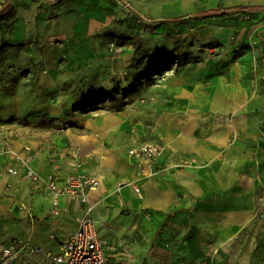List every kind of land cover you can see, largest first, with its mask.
Returning <instances> with one entry per match:
<instances>
[{"label":"crops","instance_id":"1","mask_svg":"<svg viewBox=\"0 0 264 264\" xmlns=\"http://www.w3.org/2000/svg\"><path fill=\"white\" fill-rule=\"evenodd\" d=\"M11 1L0 0V11ZM239 6L264 8V0L161 1L154 11L158 20L191 21V34L219 46L163 76V89L152 90L165 98L151 103V115L143 109L73 114L77 95L94 93L109 78L106 61L95 57L97 24L89 13L37 20L42 55L28 42L23 50L26 64L38 69L28 71V79H36L31 92L39 97L20 99L12 85L23 73L15 61L16 23L0 22V98L7 102L0 100V113L14 119L12 125L0 122V139L19 157L0 160V247L29 243L57 252L76 232L85 206L61 199L68 210L51 217L52 198L45 185L25 178L24 161L41 176L60 169L63 183L72 150L82 148L81 171L100 181L89 198L113 264H264V79L259 84L244 48L264 39V9L204 19L210 10ZM22 107L48 112L59 126L20 127L15 115ZM30 121L42 125L45 119ZM131 126L141 144L166 148L152 169L125 155ZM133 143L130 148L138 146ZM183 162L188 165L178 168ZM6 167L18 175L5 174Z\"/></svg>","mask_w":264,"mask_h":264},{"label":"rangeland","instance_id":"2","mask_svg":"<svg viewBox=\"0 0 264 264\" xmlns=\"http://www.w3.org/2000/svg\"><path fill=\"white\" fill-rule=\"evenodd\" d=\"M161 1L12 0L11 9L7 14L0 17V22L4 23L3 21L8 20L16 23L15 61L19 68L20 65H23V73L20 77H18L19 75L15 76L14 80L11 78L8 80H13V87L16 90L19 89L16 92L21 93L20 99L38 98V94L31 92L34 90L33 82L36 79H33V82L28 79V71L36 74L38 69L34 66L33 71L31 64H26V52L23 50L28 42L33 45V50L37 51L38 56L42 55L44 41L42 43L39 30L35 27L37 20L48 17L60 18L74 13L84 15L89 13L97 24L93 36L95 57L106 61L104 66L109 78L105 79L107 80L105 84L101 82V88H97L94 93L78 94L76 101L80 104H78V110L74 111L73 114L93 113L99 110L123 114L127 109L128 112L133 109V114L136 110L143 109L151 115V103L156 101L158 96L165 98V93H160L161 90L159 93H154L152 90L157 86L163 89V86L166 85L165 82H167L163 76L170 75L172 69L176 71L183 65L196 64L200 56L209 54L210 50L207 51V49L216 53L215 47L219 46L214 39L200 40L199 37L194 36V33L191 34L192 31L188 29L189 23L193 26L191 21L173 23L172 21L158 20L161 18L156 16L154 11L160 6ZM23 23H27V28L23 26ZM24 38L26 40L28 38V40L26 41ZM252 43H255V49L251 45H245L244 48H249L251 51L252 70L257 71L256 75L259 76L258 80L261 84V80L264 79V76L260 78V75H264V39H261V42L255 39L252 40ZM65 47L67 45H63L61 49L65 50ZM56 53L53 52L52 56L54 57ZM26 67L28 68L25 72ZM1 82L2 80H0ZM26 83L28 84L25 86ZM8 88L11 89V86ZM0 100L4 101L1 98ZM3 103L7 105L6 101ZM87 106L89 108H86ZM93 106L95 108L90 109ZM23 109L22 107L20 112L15 115V122L20 127L33 125V128L49 130L59 126L54 118H50L48 112L42 110L25 111ZM31 116L43 118L45 122L42 125L32 124ZM0 122L5 125H12L14 119L9 112L0 113ZM134 127L131 126L126 131L127 140L124 146L127 157L128 150L134 145L133 140L138 146L142 142L137 138V132L133 130Z\"/></svg>","mask_w":264,"mask_h":264},{"label":"built area","instance_id":"3","mask_svg":"<svg viewBox=\"0 0 264 264\" xmlns=\"http://www.w3.org/2000/svg\"><path fill=\"white\" fill-rule=\"evenodd\" d=\"M255 49V43H252ZM166 148L157 142H147L128 150V157L133 162H146L149 168H153L155 162L162 157ZM81 148L73 149L69 156L68 166L71 168L69 174L65 175L61 183V170H53L47 176H41L26 166L25 178L36 186L45 185L47 194L52 198L53 209L50 216L59 217L68 210L67 206L62 207L61 199L67 202L82 203L83 215L77 220L76 232L60 246L57 252L46 250L38 245L29 243L21 244L12 242L0 247V264H113L109 261L105 244L100 240L95 221L92 217L96 205L90 202V193L96 190L100 181L98 178L85 174L81 171L79 153ZM19 160L5 139H0V160ZM58 164L54 161V167ZM188 165L187 162L178 163L177 167L182 168ZM5 174L18 175V169L6 167ZM3 173H0V178ZM135 194L141 196V190L135 187Z\"/></svg>","mask_w":264,"mask_h":264},{"label":"trees","instance_id":"4","mask_svg":"<svg viewBox=\"0 0 264 264\" xmlns=\"http://www.w3.org/2000/svg\"><path fill=\"white\" fill-rule=\"evenodd\" d=\"M11 9L10 4H5L4 9L0 11V17L7 14L9 10ZM259 9H264L263 7L260 6H239V7H234V8H223L219 7L217 9L210 10L206 13L204 16V19H213V18H218V17H225V16H230V15H235L238 13H250L254 11H258ZM54 18H46L43 20H51Z\"/></svg>","mask_w":264,"mask_h":264}]
</instances>
